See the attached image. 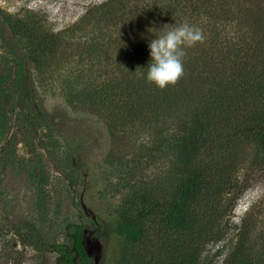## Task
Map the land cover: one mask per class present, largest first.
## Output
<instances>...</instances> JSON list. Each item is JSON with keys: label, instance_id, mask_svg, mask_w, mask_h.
I'll return each mask as SVG.
<instances>
[{"label": "trees", "instance_id": "obj_1", "mask_svg": "<svg viewBox=\"0 0 264 264\" xmlns=\"http://www.w3.org/2000/svg\"><path fill=\"white\" fill-rule=\"evenodd\" d=\"M3 17L0 134L15 108L31 128L42 124L33 74L43 79L73 51L84 82L68 102L105 120L111 158L129 168L108 226L118 246L110 264H210L204 250L221 241L222 264H264L260 205L229 224L241 196L264 178V0H103L61 32L33 12ZM185 21L204 40L186 50L179 81L159 89L138 77L149 42ZM63 140L70 166L92 139L78 126ZM87 233L95 232L71 222L67 243L46 245L35 233L33 241L57 253L55 264H74L73 246L77 261L93 264Z\"/></svg>", "mask_w": 264, "mask_h": 264}, {"label": "rangeland", "instance_id": "obj_2", "mask_svg": "<svg viewBox=\"0 0 264 264\" xmlns=\"http://www.w3.org/2000/svg\"><path fill=\"white\" fill-rule=\"evenodd\" d=\"M99 2L0 0V21L3 23L5 14L33 12L42 16L47 30L61 32L79 21L88 6ZM6 38H11L9 31ZM7 50L0 37V55L6 56ZM71 54L58 56L43 79L33 74L38 91L34 104L42 124L37 122L31 128L15 108L8 113L7 127L0 134V264H55L57 253L38 250L33 234L46 245L67 243L65 226L71 222L84 224L95 232L102 247L98 264H110L117 252V240L108 226L114 206L124 193V189L117 191L118 184L127 177L129 168L111 158L115 148L105 120L86 106L73 107L68 102V97L84 82L78 57L73 51ZM6 71L1 56L0 72ZM78 126L92 140L80 155L70 157L73 164L67 166L63 135ZM74 132L78 134L77 130ZM121 152L125 154L124 150ZM253 203L260 205L264 213V178L241 196L229 224H237ZM227 250L224 241L210 243L203 255L210 264H222Z\"/></svg>", "mask_w": 264, "mask_h": 264}, {"label": "clouds", "instance_id": "obj_3", "mask_svg": "<svg viewBox=\"0 0 264 264\" xmlns=\"http://www.w3.org/2000/svg\"><path fill=\"white\" fill-rule=\"evenodd\" d=\"M203 40L202 30L186 21L171 27L149 42L150 62L146 66L147 71L137 72V76L159 89L175 85L184 74L186 50Z\"/></svg>", "mask_w": 264, "mask_h": 264}, {"label": "water", "instance_id": "obj_4", "mask_svg": "<svg viewBox=\"0 0 264 264\" xmlns=\"http://www.w3.org/2000/svg\"><path fill=\"white\" fill-rule=\"evenodd\" d=\"M81 206L84 210V212L87 214V210L82 202V200H80ZM83 245H84V250L87 253L88 256H91V253H93V258H94V262L96 264H98V261L101 257V244L96 240H94L93 238H91L90 236H87L85 238V240L83 241ZM72 251H73V263L74 264H84L80 261H77V249L75 248V246L72 247Z\"/></svg>", "mask_w": 264, "mask_h": 264}, {"label": "flooded vegetation", "instance_id": "obj_5", "mask_svg": "<svg viewBox=\"0 0 264 264\" xmlns=\"http://www.w3.org/2000/svg\"><path fill=\"white\" fill-rule=\"evenodd\" d=\"M87 236H90L91 238H93L94 240H96L95 236H93L92 233H89V234L87 233V234L85 235V238H86ZM85 238H84V240H85ZM89 257H91V258L93 259V262H94L93 253H91V256H89ZM80 262H82V261H80ZM82 263H84V262H82ZM84 264H85V263H84ZM93 264H96V263L94 262Z\"/></svg>", "mask_w": 264, "mask_h": 264}]
</instances>
